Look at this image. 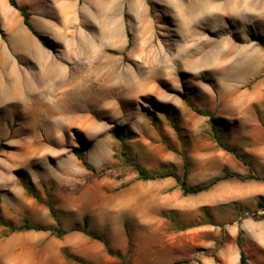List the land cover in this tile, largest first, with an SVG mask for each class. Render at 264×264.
Here are the masks:
<instances>
[{
    "label": "rangeland",
    "instance_id": "374dc122",
    "mask_svg": "<svg viewBox=\"0 0 264 264\" xmlns=\"http://www.w3.org/2000/svg\"><path fill=\"white\" fill-rule=\"evenodd\" d=\"M234 2L247 7L232 13ZM223 3L123 0L109 12V35L75 27L48 40L51 67L6 50L0 264H154L166 255L172 264H240L238 238L248 264H264V0ZM50 87L76 122L34 114L35 96L50 102L41 92ZM210 117L248 164L218 146ZM134 164L186 171L190 185L225 167L241 177L184 195L174 178L141 179ZM84 218L110 254L73 229ZM25 221L65 233L14 230Z\"/></svg>",
    "mask_w": 264,
    "mask_h": 264
},
{
    "label": "crops",
    "instance_id": "0c3cea01",
    "mask_svg": "<svg viewBox=\"0 0 264 264\" xmlns=\"http://www.w3.org/2000/svg\"><path fill=\"white\" fill-rule=\"evenodd\" d=\"M121 1L123 0H16V3L29 13V22L39 36L46 42L48 40L59 42V35L75 27L78 29L77 33L84 36L98 33L109 35V21L111 23L112 19L109 12L114 10L115 3ZM0 30L4 35L0 33V63L3 59L6 67H11L6 53V50L11 49L19 57L25 56L32 65L41 68L50 67L44 45L24 25L20 12L10 5L9 0H0ZM24 74L26 79L30 80V75L27 72ZM91 246H97V244L91 243ZM104 248L106 250L105 245ZM101 257L109 256L106 254ZM156 258H160L161 262L154 264H172L173 262L171 255L156 256ZM84 262V264H96L90 259Z\"/></svg>",
    "mask_w": 264,
    "mask_h": 264
},
{
    "label": "trees",
    "instance_id": "16d2710c",
    "mask_svg": "<svg viewBox=\"0 0 264 264\" xmlns=\"http://www.w3.org/2000/svg\"><path fill=\"white\" fill-rule=\"evenodd\" d=\"M9 3L11 6H13L15 9H17L22 18H23V23L24 25L30 29L38 38L39 40L41 41V43L44 45V46H47V42L46 40L39 36L35 30L33 29V27L31 26L30 22H29V13L24 9V8H21L17 5L16 3V0H9ZM0 33L2 36H4L2 34V31L0 30ZM195 111L199 114H203V115H207L206 113H204L203 111L199 110V109H195ZM210 122H211V129H212V132H213V137H214V140L216 141V143L218 144L219 147H221L222 149L232 153L237 159L245 162L246 164H248L246 161L245 158H243V156L238 152V150L235 148V147H232V146H229L225 141L224 139L221 137V133H220V130L218 128V120L214 117H210ZM135 166V169L136 171L139 173V176L141 179H145V180H155V179H163V178H167V177H172L174 178L182 192L184 195H189V194H197V193H200V192H203V191H206L208 190L211 186H213L215 183H217L218 181L222 180V179H226V178H230V177H235V178H240L241 176L237 173H232V172H229V170L225 167L224 168V174L222 176H219V177H216L215 179L209 181L208 183H205V184H201V185H190L187 181V177H186V171L184 172L183 175H180L176 172H173V171H167V172H164L162 174H147L145 169L138 165V164H134ZM92 169V168H91ZM261 205V204H260ZM52 213L54 214V212L52 211ZM264 217V215L262 216ZM84 227L82 229L80 228H73L74 230H78V231H81L83 232L84 234H86L87 236H89L90 238L92 239H95V240H98L100 242H102L105 247H106V251L110 254L112 252L110 246H109V242L108 240L105 238L104 235L102 234H97V233H94V232H91L88 230V221H87V218H84ZM14 230H17V231H21V230H33V231H52V232H55L56 236L58 238H61L65 231L62 229V228H59L57 230H55V228L53 227H45V226H41V225H35V224H32L30 223L29 221H25L24 223L20 224L19 226H16L14 227ZM237 244L238 246L240 247V259H239V262L240 264H248L247 262V258L244 254V251L242 250L241 248V243H240V238L237 239Z\"/></svg>",
    "mask_w": 264,
    "mask_h": 264
},
{
    "label": "bare ground",
    "instance_id": "6f19581e",
    "mask_svg": "<svg viewBox=\"0 0 264 264\" xmlns=\"http://www.w3.org/2000/svg\"><path fill=\"white\" fill-rule=\"evenodd\" d=\"M224 1V5H226V0H223ZM202 4H200L199 6L200 7H204V5H205V2H201ZM247 6H245V5H242V6H238V4L236 3V2H234V3H232V5L230 6V9L229 10H231V12L232 13H235V12H238L239 11V8H240V11H242V10H244L245 8H246ZM222 8H223V6H222ZM1 65H0V72H2V71H4L7 67H6V63H5V61L3 60V59H1V63H0ZM51 64H53V62L52 61H50V67H51ZM12 71H13V69H12ZM15 71V70H14ZM24 74V73H23ZM25 75V74H24ZM17 80V79H16ZM14 83L16 82L15 80L13 81ZM33 83L30 81V80H28V79H26V86H27V89H30L31 88V85H32ZM32 91H34V90H32ZM41 92H48V93H46V94H48V96H50V98H51V92H52V88L50 87V88H48V89H44V90H42ZM63 95V94H62ZM84 94L82 93V92H79L78 93V98H77V100H79L82 96H83ZM45 96H47V95H44V97H42V98H46ZM53 96H55V95H53ZM41 98V99H42ZM35 99H37L35 102H37L36 103V105H35V108L33 109L35 112H34V114L36 113V115L37 114H39L41 117H43L46 121L47 120H54V121H56L59 125H61L62 124V122H65V120H67V118L66 117H69V118H74V122H76L75 121V118L76 117H74L75 115H76V113H75V115H74V113H72V109H69V108H72V105H70L69 103V105H67L65 102H66V100H65V98H63V97H60V96H56V97H53V98H51L50 100V102H47V101H42L41 99H40V97L38 96V94L35 96ZM161 99H162V97H161ZM162 101L163 102H169V100H167V99H162ZM80 103H82V104H85L86 103V101H83V99L82 100H80ZM74 115V116H73ZM73 116V117H72ZM42 118V119H43ZM68 118V119H69ZM36 119V118H35ZM37 119H38V117H37ZM41 119V118H40ZM40 119H38L39 121H40ZM44 119H43V121H44ZM35 121V120H34ZM70 121V120H69ZM71 121H72V119H71ZM70 121V122H71ZM38 122V121H37ZM42 122V121H41ZM69 122V124H71ZM42 123H44V122H42ZM46 123V122H45ZM65 123H67V122H65Z\"/></svg>",
    "mask_w": 264,
    "mask_h": 264
}]
</instances>
